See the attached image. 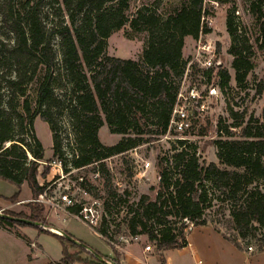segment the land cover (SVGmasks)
I'll return each mask as SVG.
<instances>
[{
    "label": "trees",
    "instance_id": "trees-1",
    "mask_svg": "<svg viewBox=\"0 0 264 264\" xmlns=\"http://www.w3.org/2000/svg\"><path fill=\"white\" fill-rule=\"evenodd\" d=\"M130 1L0 0V180L16 189L8 202L17 201L24 183L32 196L29 213L5 210L3 215L53 228L44 206L34 201L46 188L38 182L44 148L34 130L37 117L50 128L53 160L70 162V169L98 164L96 171L105 175L104 160L167 133L187 65L185 39L211 33L203 22L210 13L205 0H185L167 16L142 6L130 18ZM247 2L259 34L255 43L263 50L264 0ZM236 11L233 6L226 12L228 54L235 82L244 87L254 68V51ZM126 25L147 35L140 60L106 54L107 39ZM207 75L210 80L212 71ZM216 75L220 88L227 89L228 71L217 67ZM32 85L34 95L29 91ZM263 90L264 85H258L257 93ZM63 112L73 131L70 161L64 157L57 121ZM231 118V125L222 128L225 138L213 142L218 165L201 163L195 144L176 139L171 154L159 159L155 199L142 196L135 209L128 211L129 236H145L160 264H165L166 252L186 247L187 223L193 227L207 224L204 213L213 202L229 214L234 236L223 237L239 249H244L241 241L254 240L255 249L264 253V193L259 187L264 180V108L259 118L250 115L245 121L244 114L234 110ZM103 125L122 139L112 146L101 144L98 132ZM47 173L48 168L40 176ZM108 191L105 211H109V203L122 202L116 192ZM79 209L75 205L69 211ZM105 211L95 232L108 243ZM15 226L40 229L0 216V228L10 231ZM44 232L61 245L62 258L55 264H103L63 236ZM112 250L114 259L96 253L111 264H120L118 252Z\"/></svg>",
    "mask_w": 264,
    "mask_h": 264
},
{
    "label": "rangeland",
    "instance_id": "rangeland-1",
    "mask_svg": "<svg viewBox=\"0 0 264 264\" xmlns=\"http://www.w3.org/2000/svg\"><path fill=\"white\" fill-rule=\"evenodd\" d=\"M183 1L185 0H131L127 14L132 18L140 7L151 6L161 15L167 16L178 8ZM205 6L210 14L203 17V22L211 29V33L201 35L196 40L186 39L183 58L187 63L192 62L191 60L197 51H200L199 46L210 43L211 47L215 49L214 67L209 82L202 79L197 67H193L196 65L195 61L192 62L193 66L189 68L185 85L188 83L195 85L198 91L206 97V108L201 114L194 112L189 132L178 135L171 131L158 140L141 144L124 154L110 157L103 162L108 174H99L98 172V177L93 178V175L97 172L96 170L99 169L98 164L74 171L70 169V162L64 164L59 159L53 160L50 128L39 117L34 120L36 136L44 148V161L41 162L38 168V182L48 187V194H58V191H61L66 185L73 189L80 184L78 179L83 178L84 184L82 185H84L86 195H78L76 200L88 206L92 205L94 201L97 202V208L102 211L103 216V210L105 211L103 202L108 197V190L116 192L121 197L122 202L118 204L115 202L109 203V211H105L110 235L107 240L108 243L85 223L67 217L61 211L44 207L46 220L47 222L50 220L53 228L59 229L60 232L64 229L68 230L86 247L98 252L103 257L114 259L115 255L112 249L119 251L115 246L127 249L135 248L141 252L146 245H149L151 249L148 254L157 258V252L153 244L145 236H137V238L129 236L126 222L130 216L128 213L130 207L135 209L140 197L147 196L149 200L155 199L159 190L158 175L161 169L158 164L159 159L164 155L171 154V147L176 139H183L196 145V153L201 163L208 164L212 162L218 165L213 142L223 139L227 135L224 131L225 128H222L229 127L233 122L231 112L234 110L243 113L246 121L250 115L259 118L264 108V90L262 94L257 93L258 85H264V49H257L255 41L259 34L252 17L247 12V0H224L223 4L205 0ZM233 6L237 9L235 15L238 17L239 23L245 28V35L248 37L254 51L252 56L254 68L248 74L244 87H238L235 82L234 70L231 68L232 57L228 54L230 38L226 32V12ZM146 37L145 32H134L129 25H126L113 32L107 39L106 54L114 58L140 60L146 46ZM217 67L227 70L231 77L229 87L225 90H222L219 86V78L216 75ZM61 84L64 85V82H61ZM34 90V85L29 87V91L33 95ZM210 93L213 94L210 95ZM57 121L60 127L59 135L62 139L64 157L68 159L67 161H70L71 154L69 150L72 146L70 143L73 142V131L65 112L58 116ZM220 127L223 133L219 132ZM230 132L233 137V129ZM98 137L101 144L105 146L115 145L122 139L121 135L111 134L106 125L101 127ZM146 163L149 164L148 167L145 166ZM47 168V175L41 177V172ZM60 171L64 172L66 178L56 182V177H59ZM259 187L264 193V180L259 182ZM15 191L14 186L0 180V196L10 197ZM28 192L29 190L25 186L21 191V196L24 197ZM31 200L32 196L26 204L16 208H10L11 203L7 200L1 199V204L9 207V209H5L6 211L29 213L28 203ZM5 210H1L0 207V214H3ZM204 218L207 223L212 224L223 234L229 237L234 236V232L230 230L228 212L218 207L215 202H213L211 208L205 211ZM187 225L190 226L189 223ZM188 231L187 228L186 233ZM247 242L250 246L245 245ZM241 244L247 250H249V247L256 248L254 240L241 241ZM179 256L182 264H196L188 252H181Z\"/></svg>",
    "mask_w": 264,
    "mask_h": 264
},
{
    "label": "crops",
    "instance_id": "crops-1",
    "mask_svg": "<svg viewBox=\"0 0 264 264\" xmlns=\"http://www.w3.org/2000/svg\"><path fill=\"white\" fill-rule=\"evenodd\" d=\"M25 186L27 187L25 183L21 186L19 198L11 203L10 208L21 207L31 198L28 187L27 195L21 196ZM10 197L0 196L1 210L9 209L8 206L1 204V199L6 200ZM48 222L51 225L50 220ZM44 230L50 232L56 230L58 233H52L61 235L57 228L15 226L10 231L0 228V264H55L60 261L62 258L60 243ZM62 232L77 240L76 236L68 230L64 229ZM185 239L186 247L165 253V264H182L179 256L181 252H188L195 263L199 260L203 264H264V253L258 252L255 248L249 251L235 247L223 237L222 231L210 223L192 227L186 233ZM31 243L34 244V248L30 246ZM121 249L123 254H121L120 264H160L155 256L149 255L143 249L141 252L135 248Z\"/></svg>",
    "mask_w": 264,
    "mask_h": 264
},
{
    "label": "built area",
    "instance_id": "built-area-1",
    "mask_svg": "<svg viewBox=\"0 0 264 264\" xmlns=\"http://www.w3.org/2000/svg\"><path fill=\"white\" fill-rule=\"evenodd\" d=\"M200 51H197L196 55L192 58V62H196V67L201 74L203 80H208L207 73L209 71L213 72V58L215 49L211 47L210 43H205L198 48ZM192 62L187 63L185 68L184 76L180 82L176 102L172 111L171 119L169 122L167 133L171 131L178 135H183L190 131L191 122L194 115V112L201 114L204 112L206 108V97L203 96L202 92H199L195 85L186 84L185 80L187 74L189 73V68H191ZM213 93H210V95ZM165 134V135H166ZM59 168L61 169V164L59 163ZM146 167L149 166L148 163L145 164ZM85 168V167H84ZM80 168V169H84ZM80 169H73L74 171ZM59 177H56V182L66 178L64 172L60 171ZM98 177V172H95L93 178ZM79 185L70 189L68 185H66L61 191H58V194L50 195L48 194V187L45 188V191L40 194L37 199L34 201L42 204L44 207H48L55 211H61L67 217L79 220L85 223L90 229L96 231L99 227L102 218V211L98 209V203L93 202L92 205L88 206L87 204L77 201L76 197L78 195L85 196L86 191L83 188L84 180L83 178H79ZM56 195V196H55ZM75 205H79L80 209L77 213H71L69 208L74 207ZM193 226L190 224L188 230H190ZM137 238V237H136ZM32 248H34V244H30ZM118 251V259L120 261L121 254H123L122 249L119 246H115ZM151 247L146 245L144 248L145 252H149ZM252 248L249 247V251ZM122 251V252H121ZM196 264H203L201 261H197Z\"/></svg>",
    "mask_w": 264,
    "mask_h": 264
},
{
    "label": "water",
    "instance_id": "water-1",
    "mask_svg": "<svg viewBox=\"0 0 264 264\" xmlns=\"http://www.w3.org/2000/svg\"><path fill=\"white\" fill-rule=\"evenodd\" d=\"M0 216L4 217V218H6V219H9V220L16 221V222H21V223H24V224H27V225H30V226L44 227V226H42V225H40V224H37V223H35V222H31V221H28V220H25V219L11 218V217L6 216V215H3V214H0ZM44 228H46V227H44ZM60 233H61V236H63L64 238H66L69 242H71V243H73V244H75V245H77V246H79V247L85 249L86 251L90 252L92 255H94V257H95L98 261L102 262L103 264H111L110 262L105 261V260L101 257V255H99L98 253L92 251L91 249H89L88 247H86V246H85L83 243H81L80 241L76 240L75 238H73V237H71V236H69V235H67V234H65V233H63V232H60Z\"/></svg>",
    "mask_w": 264,
    "mask_h": 264
},
{
    "label": "bare ground",
    "instance_id": "bare-ground-1",
    "mask_svg": "<svg viewBox=\"0 0 264 264\" xmlns=\"http://www.w3.org/2000/svg\"><path fill=\"white\" fill-rule=\"evenodd\" d=\"M52 232H54V233H58V231H56V230H51Z\"/></svg>",
    "mask_w": 264,
    "mask_h": 264
}]
</instances>
